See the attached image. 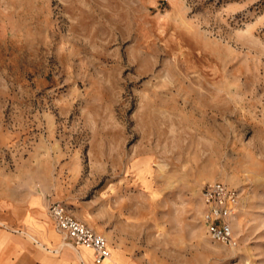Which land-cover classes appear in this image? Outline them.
<instances>
[{"label": "rangeland", "instance_id": "obj_1", "mask_svg": "<svg viewBox=\"0 0 264 264\" xmlns=\"http://www.w3.org/2000/svg\"><path fill=\"white\" fill-rule=\"evenodd\" d=\"M214 181L232 243L202 220ZM38 199L54 241L18 222ZM53 203L106 238L98 264H264V0H0V240L88 264Z\"/></svg>", "mask_w": 264, "mask_h": 264}, {"label": "built area", "instance_id": "obj_2", "mask_svg": "<svg viewBox=\"0 0 264 264\" xmlns=\"http://www.w3.org/2000/svg\"><path fill=\"white\" fill-rule=\"evenodd\" d=\"M203 202L202 220L209 237L214 241L232 243L233 222L238 211V194L219 181L205 183L201 188ZM56 230L71 246H85L93 252V262L98 264L110 254L106 238L92 227L68 213L60 203L48 208Z\"/></svg>", "mask_w": 264, "mask_h": 264}, {"label": "crops", "instance_id": "obj_3", "mask_svg": "<svg viewBox=\"0 0 264 264\" xmlns=\"http://www.w3.org/2000/svg\"><path fill=\"white\" fill-rule=\"evenodd\" d=\"M45 207L46 204L44 199H38L30 203V205L27 207L30 218L24 219L22 217L18 222H20V226L23 229L31 230L33 232H44L50 241H54L55 237L50 233V230L53 229V225L52 223L51 227L48 225L50 224V220ZM25 214L26 213H24V215ZM24 254L25 247L19 242V240L12 238H4L3 240H0V264H19V262L25 256ZM74 259L75 262H78L74 257V254L67 253L63 255L59 261L51 259L46 260V264H71L70 262H73L74 264ZM88 264H94L92 258Z\"/></svg>", "mask_w": 264, "mask_h": 264}, {"label": "bare ground", "instance_id": "obj_4", "mask_svg": "<svg viewBox=\"0 0 264 264\" xmlns=\"http://www.w3.org/2000/svg\"><path fill=\"white\" fill-rule=\"evenodd\" d=\"M82 247H85V246H82ZM85 248H88V247H85ZM89 249H90V248H89ZM89 249H88V250H89ZM76 250H77V249H76ZM85 253H86V252H85ZM87 254H88V253H87ZM110 254H111V253H110ZM80 255H81V254H80ZM88 255H89V254H88ZM91 257H93V256H91ZM84 261H85V260H84ZM89 262H90V261H89Z\"/></svg>", "mask_w": 264, "mask_h": 264}]
</instances>
